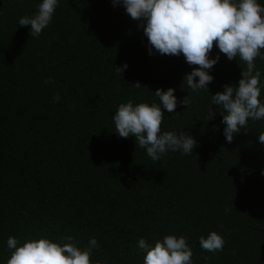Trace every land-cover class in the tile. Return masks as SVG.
<instances>
[{"label": "trees", "instance_id": "obj_1", "mask_svg": "<svg viewBox=\"0 0 264 264\" xmlns=\"http://www.w3.org/2000/svg\"><path fill=\"white\" fill-rule=\"evenodd\" d=\"M40 3L0 0V264L10 258L9 236H72L81 248L95 237L93 262L143 264L138 240L170 234L187 238L192 264H264V119H250L228 143L211 103L224 85H238L246 65L214 46L209 91L182 90L198 66L182 54L150 55L141 22L122 5L58 0L36 38L18 21ZM125 63L119 77L115 67ZM255 64L264 102V60ZM161 88H174L178 100L174 113L164 109L161 132H185L197 146L154 161L134 136L115 132L112 117L129 99L159 103ZM189 94V106L179 103ZM212 231L224 237L223 251L200 247Z\"/></svg>", "mask_w": 264, "mask_h": 264}, {"label": "clouds", "instance_id": "obj_2", "mask_svg": "<svg viewBox=\"0 0 264 264\" xmlns=\"http://www.w3.org/2000/svg\"><path fill=\"white\" fill-rule=\"evenodd\" d=\"M112 3L122 5L133 20L141 22L139 26L148 39L150 55L154 54L153 50L161 55L182 54L189 65L198 66L185 74L182 90L186 84L191 91H209L208 85L214 80L209 71L220 59L219 55L209 58L214 46L228 60L239 58L246 65L238 85L226 84L224 91L211 95L212 105L219 106L223 115L221 122L226 125L224 135L228 143L247 127L250 119H264L261 72L255 64L257 58L264 60V6L258 0H112ZM57 5L58 0H42L36 14L23 16L18 23L30 25L31 37L38 38L50 24ZM127 67V63L115 67L116 74L120 77ZM133 85L137 89L145 87L139 82ZM174 93V88L157 89L154 95L159 103L134 104L129 99L118 106L112 117L115 132L121 138L134 136L137 147L146 149L154 161H159L169 151L190 155L197 146L196 139L185 132H161L164 109L174 113L177 108ZM60 99L57 93L54 100ZM179 103L189 106L190 94ZM215 115L210 109L208 120ZM258 139L264 144V132L259 133ZM63 240L66 242H54L47 236L23 240L9 236L7 247L11 254L6 264H107L106 260L93 262L91 259L93 250L99 247L95 237L84 248L79 247V241L72 236ZM199 243L203 250L215 253L223 251L225 239L212 231L207 237L201 236ZM137 247L144 253L143 264H192L193 250L182 235H166L154 244L141 237Z\"/></svg>", "mask_w": 264, "mask_h": 264}]
</instances>
